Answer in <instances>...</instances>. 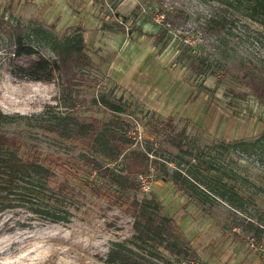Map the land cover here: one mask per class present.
I'll use <instances>...</instances> for the list:
<instances>
[{
    "label": "rangeland",
    "instance_id": "rangeland-1",
    "mask_svg": "<svg viewBox=\"0 0 264 264\" xmlns=\"http://www.w3.org/2000/svg\"><path fill=\"white\" fill-rule=\"evenodd\" d=\"M220 3L0 0V16L22 25L23 43L36 50L16 55L0 33V111L8 115L0 117V129L20 138L24 156L32 146L42 156L54 155L63 164L53 167L56 181L74 188L73 194H58L55 203L43 201L55 219L36 211L33 201L0 211V264H111L106 257L118 242L155 259L156 247L136 246L127 209L144 198L160 202L196 253L191 262L188 255L158 247L173 264H264V142L244 149L234 145L264 132V101L243 77H264V26L234 14L225 35H212L205 21L221 8L231 11ZM74 28L90 59L82 67L87 84L67 90L54 73L45 80L24 72L40 56L54 57L43 44L49 32L61 37ZM101 94L122 103V109L98 101ZM61 115L96 117L105 134L116 128L130 135L131 148L145 150L152 143L158 163L137 175L136 188L122 195L84 157L94 155L119 170L122 154L106 158L49 130L66 121ZM167 116L181 132L176 137L181 147L164 130ZM174 170L180 171L178 181Z\"/></svg>",
    "mask_w": 264,
    "mask_h": 264
},
{
    "label": "trees",
    "instance_id": "trees-1",
    "mask_svg": "<svg viewBox=\"0 0 264 264\" xmlns=\"http://www.w3.org/2000/svg\"><path fill=\"white\" fill-rule=\"evenodd\" d=\"M219 1L226 7L229 6L231 11L226 14L225 8H221L205 21V30L211 32L212 35L218 37L225 35L227 31L225 29H228L229 23H232L234 14H239L264 26V0ZM0 33L2 36L5 35L4 37H6L16 55L32 54L36 51L33 44L26 45L23 43L24 27L19 23H8L0 16ZM43 44L53 51L54 57L48 59L40 56L37 60L30 62L24 68L26 74L36 75L39 79L50 80L53 78L54 73L67 90H74L87 84L82 67L90 65V59L83 51V37L77 28L63 34L61 37L49 32V38ZM247 76V81L254 92L261 101H264V77L261 79L249 73L243 74V77ZM97 99L112 110L120 111L122 109V103L106 98L102 94ZM69 104L70 106L75 105L74 102ZM0 117L7 118L8 115L0 111ZM60 118H65L66 121H60L55 125L47 126V128L71 140L88 144L94 148L95 152H99L106 158L116 159L122 154V166L119 170L104 164L94 155L84 156L90 169L96 171L99 176H106L111 183L117 186L122 195L136 188L135 178L137 175L147 174L150 166L158 163V156L152 150V143L151 146H146L145 150L131 148L130 144L133 141L130 135L116 128L108 130L105 134L100 120L96 117H90L89 120H80L73 116L61 115ZM164 128L168 133L169 140L181 147L180 142L176 140L181 132H175L173 116L166 117ZM173 132L175 133L173 134ZM261 138L264 142V132L260 137L249 142L248 140L234 141V145L244 149L246 145H252ZM96 143H98V147ZM22 145L23 142L18 136L0 129V211L9 206H16L19 201H33L38 205L35 208L36 211L55 219V211L50 210L48 204L43 201L52 199V203H55L59 199L58 194L66 195L67 192L73 194L74 188L68 182L56 181L57 172L53 167L62 166L63 164L58 162L54 155L46 153L42 156V151L32 146L24 156L20 154ZM220 145H223V142ZM156 146L160 147L161 144L158 143ZM150 151H153L154 154L149 153ZM163 170L165 171V166ZM180 176L179 170L173 171L172 178L174 181H178L177 178ZM51 181L56 182L53 187L50 186ZM35 185L40 189H47L48 192L39 190L40 192L34 193L33 186ZM100 189L96 186L94 191L99 193ZM33 196L37 197L36 200L32 199ZM127 207L134 219L135 237L139 241L136 246L140 247L142 244L148 243L156 247L155 252L152 254L155 259L147 255H141L132 248L118 242L109 250L106 262L111 264H160L157 260H163L165 261L164 264H173L168 258L161 255L157 250L158 247H162L175 256L182 255L184 257L188 255L191 262L196 260V253L189 248L187 242L182 238L178 224L170 215L161 211L162 207L157 199H135Z\"/></svg>",
    "mask_w": 264,
    "mask_h": 264
}]
</instances>
